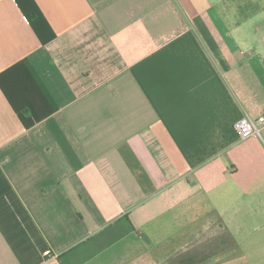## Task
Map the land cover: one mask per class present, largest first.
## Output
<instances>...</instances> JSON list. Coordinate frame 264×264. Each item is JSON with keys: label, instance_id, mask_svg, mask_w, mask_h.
Wrapping results in <instances>:
<instances>
[{"label": "crops", "instance_id": "1", "mask_svg": "<svg viewBox=\"0 0 264 264\" xmlns=\"http://www.w3.org/2000/svg\"><path fill=\"white\" fill-rule=\"evenodd\" d=\"M246 115L264 0H0V264H264Z\"/></svg>", "mask_w": 264, "mask_h": 264}, {"label": "built area", "instance_id": "2", "mask_svg": "<svg viewBox=\"0 0 264 264\" xmlns=\"http://www.w3.org/2000/svg\"><path fill=\"white\" fill-rule=\"evenodd\" d=\"M260 125H264V116L252 118L248 115L241 117L234 123L236 133L240 138H248L251 135H261ZM51 250H45L44 255L51 256Z\"/></svg>", "mask_w": 264, "mask_h": 264}]
</instances>
